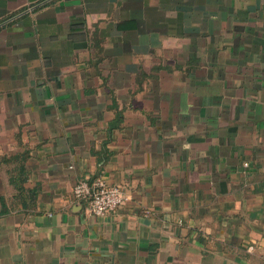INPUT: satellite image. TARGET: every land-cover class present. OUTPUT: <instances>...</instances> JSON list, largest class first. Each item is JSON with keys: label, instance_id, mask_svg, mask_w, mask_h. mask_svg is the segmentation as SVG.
Segmentation results:
<instances>
[{"label": "crops", "instance_id": "0c3cea01", "mask_svg": "<svg viewBox=\"0 0 264 264\" xmlns=\"http://www.w3.org/2000/svg\"><path fill=\"white\" fill-rule=\"evenodd\" d=\"M0 264H264V0H0Z\"/></svg>", "mask_w": 264, "mask_h": 264}, {"label": "built area", "instance_id": "2783aa9c", "mask_svg": "<svg viewBox=\"0 0 264 264\" xmlns=\"http://www.w3.org/2000/svg\"><path fill=\"white\" fill-rule=\"evenodd\" d=\"M73 199L87 202L89 212L102 216L119 208L128 196L122 186L109 184L103 176H97L78 181L73 188ZM255 248V244L246 245L250 252Z\"/></svg>", "mask_w": 264, "mask_h": 264}, {"label": "trees", "instance_id": "16d2710c", "mask_svg": "<svg viewBox=\"0 0 264 264\" xmlns=\"http://www.w3.org/2000/svg\"><path fill=\"white\" fill-rule=\"evenodd\" d=\"M12 157H13V155H12ZM16 157H17V154L14 155L13 158L15 159ZM11 158L4 157L3 160L9 161ZM23 181H24V179H20V178L18 179L17 176H15V175L13 177H11V179H10V182L12 184H14V186H16L17 188H20V189L22 188ZM2 211H4V210H2Z\"/></svg>", "mask_w": 264, "mask_h": 264}]
</instances>
